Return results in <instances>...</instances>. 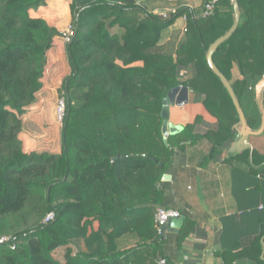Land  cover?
<instances>
[{
	"label": "trees",
	"instance_id": "trees-1",
	"mask_svg": "<svg viewBox=\"0 0 264 264\" xmlns=\"http://www.w3.org/2000/svg\"><path fill=\"white\" fill-rule=\"evenodd\" d=\"M46 1L0 0V239L9 238L0 244V264H175L168 245L180 249L196 223L179 208L188 216L179 234L164 239L155 227L156 208L173 209L160 185L175 149L210 141L205 165L237 138V111L206 60L209 47L234 23L232 1L220 0L208 18L203 6H181L164 19L147 9L148 0H70V74L59 89L66 99L62 152L28 154L20 140L22 116L37 101L48 54L60 36L30 14ZM238 3L239 26L213 61L240 102L248 128L257 131L262 115H248L246 102L264 77V0ZM183 16L181 39L164 42V30ZM184 67L195 69L184 84L203 96L204 115L169 136L166 145L163 102L179 85ZM205 117L218 124L216 130L198 129ZM262 138L251 137L252 152H235L224 161L251 162L256 174L264 168ZM50 213L54 219L45 223ZM260 220L250 246L225 249L227 264L242 258L264 264ZM59 248L62 261L53 256Z\"/></svg>",
	"mask_w": 264,
	"mask_h": 264
},
{
	"label": "crops",
	"instance_id": "crops-1",
	"mask_svg": "<svg viewBox=\"0 0 264 264\" xmlns=\"http://www.w3.org/2000/svg\"><path fill=\"white\" fill-rule=\"evenodd\" d=\"M204 3L205 0H148L146 7L150 12L161 14L173 13L181 6L200 8ZM30 14L47 21L60 32V36L55 39L54 47L48 54V65L37 101L22 116L23 130L20 140L25 153L49 151L51 154H60L62 130L55 121L54 103L57 99L55 100L54 92L59 91L64 79L70 74L67 46L62 32L72 23L71 1L47 0L45 6L30 11ZM186 23L184 17L177 18L164 30L163 41H179ZM178 76L179 85L187 86L184 82L194 78L195 69L184 67ZM240 76L236 71L235 78ZM263 85L264 77L253 88V95L247 99L248 115L261 113L257 97ZM197 115H204L203 96L190 88L188 105L182 108L170 106L169 123L185 128ZM217 127L214 120L205 117L198 129L208 131L216 130ZM259 136H263L261 143H264V133ZM238 139L237 133L236 140L226 143L220 156L205 165L202 163L212 148L210 141L185 142L184 149H175L172 167L165 173L170 178L162 180L160 189L165 190L166 200L172 204V210L179 211L182 208L196 219L180 249L175 250L174 242L168 245L175 264H227L223 258L225 249L236 244L248 247L259 234L260 218L264 219V168L253 174L251 162L224 161L232 154L231 148ZM250 142L254 150L251 138ZM52 143L55 144L54 150H51ZM181 216L186 217L183 224L175 228L173 222H169L165 228L164 239L168 236L175 237L185 228L188 216ZM230 264L257 263L242 258L232 260Z\"/></svg>",
	"mask_w": 264,
	"mask_h": 264
},
{
	"label": "water",
	"instance_id": "water-1",
	"mask_svg": "<svg viewBox=\"0 0 264 264\" xmlns=\"http://www.w3.org/2000/svg\"><path fill=\"white\" fill-rule=\"evenodd\" d=\"M233 7H234V23L231 27V29L222 37L217 39L207 50L206 52V60L209 64L212 71L215 73V75L221 80L222 84L226 88V90L229 93V96L235 106V109L237 111L238 117H239V127L237 128V133L239 135V139L233 144L231 148V152H243L245 150L253 151V147L250 142V138L253 136H259L264 133V105H263V98H264V85L261 88L257 101L258 106L260 108V111L262 113V122L261 126L257 131H251L248 129L246 116L244 114V111L241 107L240 102L238 101L229 81L226 79V77L222 74V72L217 68L213 61V55L218 50V48L225 43L227 40H229L236 32L241 15H240V6L238 3V0H231ZM189 92L190 88L188 86L178 85L170 92L168 93L166 99L163 102V108L161 111V117L163 119V125H162V135L163 140L166 145H168V138L171 135H176L183 131V126H176L171 123H169L170 119V106H176L179 108L185 107L189 103ZM169 176L165 174L162 178L163 181L169 180ZM185 216H181L178 219H172L170 222H173V226L175 228H179L183 221L185 220Z\"/></svg>",
	"mask_w": 264,
	"mask_h": 264
},
{
	"label": "built area",
	"instance_id": "built-area-1",
	"mask_svg": "<svg viewBox=\"0 0 264 264\" xmlns=\"http://www.w3.org/2000/svg\"><path fill=\"white\" fill-rule=\"evenodd\" d=\"M62 1H66V0H62ZM219 2H220V0H207L203 4V8H204L203 15H202L203 18L211 17L214 14L215 9H216ZM189 8L194 9L193 7H189ZM175 12H173V13H175ZM171 14L172 13H169V12H163L160 15L164 19H168ZM183 17H184V20L187 21V17L186 16H183ZM72 35H73V30H72L71 26L69 27V29L66 32L62 33V37H63V40H64L66 45L71 42ZM57 109H58L57 121L60 125H63L64 121H65V117H66V99L63 95L61 96V98L58 102ZM154 216H155L156 230L160 236H163L165 234V228L168 225V223L172 219L180 218L181 213L179 211H176V210H171V209H167L165 207L159 206L156 208ZM53 219H54V213H50L47 216L45 223H48L49 221H52ZM8 242H9V238H7V237H3L0 239V244H5ZM158 264H166V263L164 260H160L158 262Z\"/></svg>",
	"mask_w": 264,
	"mask_h": 264
},
{
	"label": "rangeland",
	"instance_id": "rangeland-1",
	"mask_svg": "<svg viewBox=\"0 0 264 264\" xmlns=\"http://www.w3.org/2000/svg\"><path fill=\"white\" fill-rule=\"evenodd\" d=\"M69 27L70 26H68V27H66L65 28V30L62 32V33H64V32H66L68 29H69ZM54 95H55V100L57 99V101H55V103H54V116H55V121H56V125L58 126V128H60L61 130H62V127H63V125H60L59 123H58V121H57V112H58V109H57V106H58V102H59V100H60V98H61V96H62V93H60L59 91L57 92V91H55L54 92ZM48 129H49V127H47ZM22 133V132H21ZM38 135H39V133H37ZM40 136V135H39ZM59 138L60 137H58V141H59ZM58 141H57V144H58ZM46 142V141H45ZM53 144V146L51 145V150H54V149H56L55 148V144L54 143H52ZM47 149H50V147L48 148L47 147ZM43 150H45V149H43ZM43 152H49V151H39L38 153H43ZM8 238V237H7ZM73 247L75 248V249H78V245L76 244V243H74L73 242ZM67 251V250H66ZM71 255H73V253H71ZM53 256H54V258L56 259V260H59V261H62L63 260V256H64V249L63 248H59V249H56L54 252H53Z\"/></svg>",
	"mask_w": 264,
	"mask_h": 264
}]
</instances>
